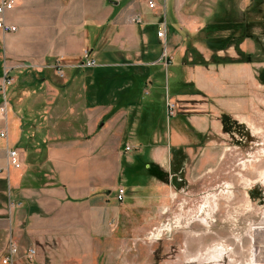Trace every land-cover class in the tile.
I'll return each mask as SVG.
<instances>
[{
  "label": "crops",
  "instance_id": "crops-1",
  "mask_svg": "<svg viewBox=\"0 0 264 264\" xmlns=\"http://www.w3.org/2000/svg\"><path fill=\"white\" fill-rule=\"evenodd\" d=\"M218 4L224 9L225 0H16L8 13L19 30L12 37L16 42L0 31V80L8 68L19 82L44 62L57 74L61 69L64 82L54 80V91L48 89L62 102L35 103L42 84L36 90L21 85L9 92L7 119L0 114V131L7 130V138H0V256L15 242V264L81 261L82 251L74 247L96 237L99 222L112 216L123 171L153 152L139 133L137 116L172 98L176 114L203 112L199 95L186 87L192 82L199 90L211 81L198 76L200 67L180 59L187 35L212 21ZM161 27L164 40L156 36ZM238 47L255 48L248 39ZM85 52L95 66L78 69ZM235 66L241 72L242 65ZM62 107L67 121L44 123L46 113ZM173 126L167 149L180 138ZM9 148L21 152L23 169L7 167ZM154 150V160L164 166L165 150ZM11 200L21 206L9 210Z\"/></svg>",
  "mask_w": 264,
  "mask_h": 264
},
{
  "label": "rangeland",
  "instance_id": "rangeland-1",
  "mask_svg": "<svg viewBox=\"0 0 264 264\" xmlns=\"http://www.w3.org/2000/svg\"><path fill=\"white\" fill-rule=\"evenodd\" d=\"M223 5L218 4L211 22L220 24L219 32L232 34L233 28L221 21L242 20L248 35L239 45L248 39L255 48L238 51L218 41V51H212L191 42L194 49L206 48L197 49L204 63L213 54L223 60L185 65L200 67L204 72L198 70V76L211 81L199 90L192 82L186 87L199 95L203 112L176 114L172 98L167 103L173 114L163 102L149 108L153 113L137 116L139 133L153 152L149 157L143 153L132 171H123V184L115 187L125 189L123 200L114 191L112 216L99 222L96 237L80 239L74 248L82 251V259L69 264H264V0H225ZM7 19L11 22L10 14ZM18 33L5 37L15 43L12 37ZM241 52L246 55L242 61ZM45 66L40 62L35 67L39 70L24 74L19 82L13 70L12 88L43 78L33 99L49 106L62 102L61 95L48 89L54 91V80L64 82V77ZM67 112L64 107L51 110L43 121L65 122ZM173 125L180 138L167 149L174 140ZM157 148L165 150L164 166L153 158ZM172 175L177 177L174 182Z\"/></svg>",
  "mask_w": 264,
  "mask_h": 264
},
{
  "label": "built area",
  "instance_id": "built-area-1",
  "mask_svg": "<svg viewBox=\"0 0 264 264\" xmlns=\"http://www.w3.org/2000/svg\"><path fill=\"white\" fill-rule=\"evenodd\" d=\"M148 7L153 8V4L151 1H148ZM16 6V0H0V31H2L4 34L6 33H16L18 31V27L11 24L8 19H7V15L8 13H11V11L14 9V7ZM156 36L159 39L164 40L165 39V30L164 27H161L157 33ZM85 59L82 62V64L78 65L77 68H91L95 66V61L93 59H89L87 56V52H85L84 55ZM10 69H5L4 73H3V77L0 80V114L7 119L8 117V113H9V100L8 97L6 96L7 93V88L9 86H12L14 83V77L13 75H11V71H9ZM58 74L61 77H64V74L61 72V69L58 70ZM167 103V102H166ZM168 106V114H173V106L169 105V103H167ZM0 138H7V130H1L0 131ZM126 150H129L128 148H126ZM7 167L8 168H13L16 170H21L23 169V162H22V154L21 152L16 149V148H9L8 152H7ZM1 171V170H0ZM116 198L117 200L121 201L123 200L124 197V189L123 188H118L116 190ZM17 206H21L20 203H17L13 200H11L9 202L8 208L9 210H11L14 207ZM18 251H19V247L17 245V243L12 242L6 252H5V256H2V258L0 259V264H15L16 262V258L18 256ZM28 255H27V260L28 262L33 260L34 257V253L32 249L28 250Z\"/></svg>",
  "mask_w": 264,
  "mask_h": 264
},
{
  "label": "trees",
  "instance_id": "trees-1",
  "mask_svg": "<svg viewBox=\"0 0 264 264\" xmlns=\"http://www.w3.org/2000/svg\"><path fill=\"white\" fill-rule=\"evenodd\" d=\"M221 23L223 25H225L228 28H233L231 33L232 34H227L225 33H221L219 32V29H223L222 27L219 28L220 24H216L213 22H207L203 28H201V30H199L195 36H191V35H187V39L185 42V53L184 55L181 57L180 62L183 65H194L196 63H200V64H207V63H216V62H211L214 61L213 59L217 58L216 55H212L208 60L204 63L205 58L202 57V55L197 51V49H194L191 42H199L200 44H202L203 46H205L206 48H210L212 51H218L219 47H216V45H218V41H223L227 44V46H231L234 45V48L238 49L239 51V43L248 35L247 30H246V24L242 21V20H235V19H225L224 21H221ZM224 27V29L226 28ZM226 46V47H227ZM240 54H242V58L241 61L245 59L246 55L241 52ZM218 59V58H217ZM223 60H219L218 62H222ZM79 69V68H78ZM77 69V70H78ZM89 69V68H86ZM43 78L37 80H34V83H30V85L28 86V88L30 90H36V88H38L43 82H42ZM10 88V89H9ZM10 92H12L14 90V88H12V86H9L7 88V93L6 96L9 97V90ZM16 89V88H15ZM9 101H11L10 97L8 98ZM147 146H150L149 143H147ZM148 163L147 161H144L143 164ZM146 165H144L145 167ZM128 171H132V169L128 170ZM132 172H128V174H130ZM133 173H135L133 171ZM132 176V175H131ZM133 186V185H132ZM135 186V184H134Z\"/></svg>",
  "mask_w": 264,
  "mask_h": 264
},
{
  "label": "water",
  "instance_id": "water-1",
  "mask_svg": "<svg viewBox=\"0 0 264 264\" xmlns=\"http://www.w3.org/2000/svg\"><path fill=\"white\" fill-rule=\"evenodd\" d=\"M171 177H172V178H171L172 182H174V181L177 180V177H176V176L172 175ZM175 186L177 187V185H175Z\"/></svg>",
  "mask_w": 264,
  "mask_h": 264
}]
</instances>
